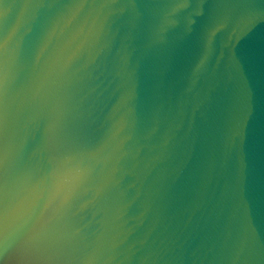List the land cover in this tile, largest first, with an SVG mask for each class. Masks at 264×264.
I'll use <instances>...</instances> for the list:
<instances>
[{"label": "water", "instance_id": "obj_1", "mask_svg": "<svg viewBox=\"0 0 264 264\" xmlns=\"http://www.w3.org/2000/svg\"><path fill=\"white\" fill-rule=\"evenodd\" d=\"M0 264H264V0H0Z\"/></svg>", "mask_w": 264, "mask_h": 264}, {"label": "clouds", "instance_id": "obj_2", "mask_svg": "<svg viewBox=\"0 0 264 264\" xmlns=\"http://www.w3.org/2000/svg\"><path fill=\"white\" fill-rule=\"evenodd\" d=\"M64 159H65L64 156L55 157L53 160V163H55L57 165H61V164H63Z\"/></svg>", "mask_w": 264, "mask_h": 264}]
</instances>
